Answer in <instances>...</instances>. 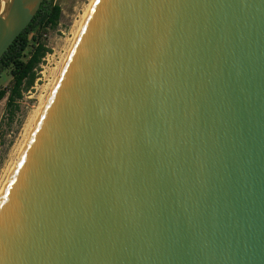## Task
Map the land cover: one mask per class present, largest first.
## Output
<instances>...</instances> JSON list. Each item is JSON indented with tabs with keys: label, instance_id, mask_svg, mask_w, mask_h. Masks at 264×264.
Returning <instances> with one entry per match:
<instances>
[{
	"label": "water",
	"instance_id": "1",
	"mask_svg": "<svg viewBox=\"0 0 264 264\" xmlns=\"http://www.w3.org/2000/svg\"><path fill=\"white\" fill-rule=\"evenodd\" d=\"M44 0H0V60ZM0 264H264V0H94L0 195Z\"/></svg>",
	"mask_w": 264,
	"mask_h": 264
},
{
	"label": "rangeland",
	"instance_id": "2",
	"mask_svg": "<svg viewBox=\"0 0 264 264\" xmlns=\"http://www.w3.org/2000/svg\"><path fill=\"white\" fill-rule=\"evenodd\" d=\"M61 7L62 13L56 27H48L38 36L50 50L36 69V78L31 87L24 89L22 97L12 109L7 105V95L0 100V192L15 166L45 102L53 88L57 76L68 56L81 23L92 0H49ZM11 68L0 75V89L11 88L13 76Z\"/></svg>",
	"mask_w": 264,
	"mask_h": 264
},
{
	"label": "trees",
	"instance_id": "3",
	"mask_svg": "<svg viewBox=\"0 0 264 264\" xmlns=\"http://www.w3.org/2000/svg\"><path fill=\"white\" fill-rule=\"evenodd\" d=\"M62 10L58 4L44 0L40 9L30 24L13 41L0 60V75L8 68L13 76L11 88L0 89V100L3 99L9 90L7 105L14 108L16 101L22 97L24 89L31 87L36 78V69L42 62L49 48L34 35L33 40L30 33L34 30L41 33L48 27L58 25Z\"/></svg>",
	"mask_w": 264,
	"mask_h": 264
},
{
	"label": "bare ground",
	"instance_id": "4",
	"mask_svg": "<svg viewBox=\"0 0 264 264\" xmlns=\"http://www.w3.org/2000/svg\"><path fill=\"white\" fill-rule=\"evenodd\" d=\"M93 2H94V0H92V2H91V4H90V7H89V9H88V11H87V13H86L84 19H83V22H84V20H85V18H86V16H87V14H88V12H89V10H90L92 4H93ZM83 22L81 23V27H82V25H83ZM81 27L79 28V31H80ZM79 31H78V33H77V35H76V38H77V36H78V34H79ZM76 38H75V40H76ZM59 73H60V72H59ZM4 187H5V186H4ZM4 187H3V189H4ZM2 191H3V190H2ZM2 191L0 192V195H1Z\"/></svg>",
	"mask_w": 264,
	"mask_h": 264
}]
</instances>
